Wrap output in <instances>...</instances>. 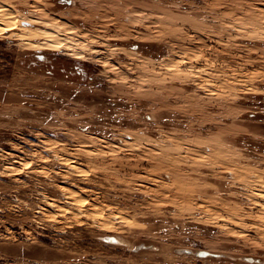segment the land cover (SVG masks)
Instances as JSON below:
<instances>
[{"label": "rangeland", "instance_id": "rangeland-1", "mask_svg": "<svg viewBox=\"0 0 264 264\" xmlns=\"http://www.w3.org/2000/svg\"><path fill=\"white\" fill-rule=\"evenodd\" d=\"M3 8L0 264H264V0Z\"/></svg>", "mask_w": 264, "mask_h": 264}, {"label": "bare ground", "instance_id": "bare-ground-1", "mask_svg": "<svg viewBox=\"0 0 264 264\" xmlns=\"http://www.w3.org/2000/svg\"><path fill=\"white\" fill-rule=\"evenodd\" d=\"M0 13L1 14H3V15H6L5 17H6V19H10V18H13V17H11V16H13V15H11V14H9V11H7L5 8H3V9H0ZM2 15V16H3ZM2 16L0 15V17L2 18ZM3 19H5V18H3ZM3 19H0V20H3ZM3 22H5V21H3ZM12 23H14L13 21H11ZM4 24V23H3ZM6 25V24H5ZM13 25V24H12ZM12 25H10V26H1L0 27V29H2V28H7V27H13ZM44 33L43 34H45L46 35V38H47V41L48 42H50L51 43V45H53V46H61V45H63L64 43H62V40L63 39H60L59 38V35H58V33H56L55 31H49V30H45V31H43ZM36 32H34V34H35Z\"/></svg>", "mask_w": 264, "mask_h": 264}]
</instances>
